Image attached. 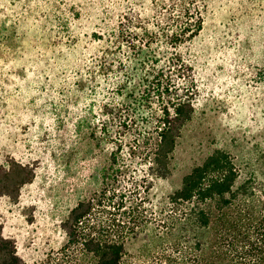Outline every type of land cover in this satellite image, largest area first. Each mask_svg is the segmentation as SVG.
Masks as SVG:
<instances>
[{
    "label": "rangeland",
    "instance_id": "374dc122",
    "mask_svg": "<svg viewBox=\"0 0 264 264\" xmlns=\"http://www.w3.org/2000/svg\"><path fill=\"white\" fill-rule=\"evenodd\" d=\"M173 1L0 0V164L35 172L18 194L0 196V229L25 264L65 243L63 222L78 201L146 172L143 144L153 135L144 119L155 105L133 116L128 95H141L142 74L117 29L136 14L157 30L160 8ZM197 3L202 28L177 49L193 70V112L165 176L150 177L148 199L158 207L215 150L264 194V0ZM126 114L133 120L121 130ZM151 227L126 245L127 261L146 260Z\"/></svg>",
    "mask_w": 264,
    "mask_h": 264
},
{
    "label": "trees",
    "instance_id": "16d2710c",
    "mask_svg": "<svg viewBox=\"0 0 264 264\" xmlns=\"http://www.w3.org/2000/svg\"><path fill=\"white\" fill-rule=\"evenodd\" d=\"M197 2L174 0L168 8L163 4L154 31L136 14L119 22L118 37L135 57L144 87L141 95H128L133 116L137 118L142 104L155 105L144 119L146 134L153 135L143 144L147 170L131 186L103 187L95 197L78 201L63 222L65 243L31 264H134L125 259L126 245L148 226L154 246L145 248L147 258L141 264H264V194L240 182L229 153L215 150L208 155L161 207L148 199L150 177L165 176L168 157L193 112V70L177 49L202 28ZM159 39L165 50L155 47ZM118 120L122 130L133 117L126 114ZM34 176L30 166L2 162L0 196L18 194ZM0 264H25L15 246L2 238L1 229Z\"/></svg>",
    "mask_w": 264,
    "mask_h": 264
}]
</instances>
